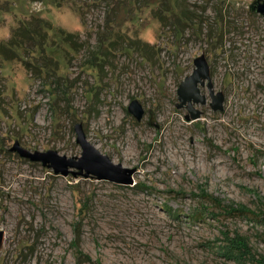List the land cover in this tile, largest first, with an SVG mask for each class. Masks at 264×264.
<instances>
[{"label": "rangeland", "instance_id": "1", "mask_svg": "<svg viewBox=\"0 0 264 264\" xmlns=\"http://www.w3.org/2000/svg\"><path fill=\"white\" fill-rule=\"evenodd\" d=\"M252 1L0 0V45L22 33L0 48V264H264ZM190 76L204 103L179 100ZM76 126L131 182L56 174L15 148L78 158Z\"/></svg>", "mask_w": 264, "mask_h": 264}, {"label": "water", "instance_id": "2", "mask_svg": "<svg viewBox=\"0 0 264 264\" xmlns=\"http://www.w3.org/2000/svg\"><path fill=\"white\" fill-rule=\"evenodd\" d=\"M249 9L251 11H258L264 16V0H253ZM198 78L186 77L178 88L179 100L184 103L186 100L205 102V96L200 95L199 88L197 87ZM211 107L213 109L221 108L223 98L220 95L214 94L210 90ZM129 113L133 114L140 120L144 115V109L142 108L139 100L134 99L127 107ZM77 132L76 141L81 148V154L78 158H67L66 156L59 155L56 151L46 152H30L29 150L19 148L15 145V148L19 151L22 157L29 158L32 161H39L42 164H49L54 173H60L61 175H67L69 171L75 169L79 170V174L84 177L94 176L99 180H108L117 183H129L131 182L130 175L133 173V169L125 168L121 164L113 163L106 155L100 153V151L90 144L81 128L76 126ZM3 232L0 231V244L2 242Z\"/></svg>", "mask_w": 264, "mask_h": 264}, {"label": "trees", "instance_id": "3", "mask_svg": "<svg viewBox=\"0 0 264 264\" xmlns=\"http://www.w3.org/2000/svg\"><path fill=\"white\" fill-rule=\"evenodd\" d=\"M19 31H21V29H19L18 32H17L15 35H12L11 38L9 39V41H8L7 43H2V44L0 45L1 51H2V50H10V51L13 52L14 49H12L11 46H13L14 44H16V42H17V41H15L16 38H19V35H22V33L19 32ZM71 36H72L71 33H66V34L64 35V37H68L67 40H71V39H70ZM13 41H14V42H13ZM99 42L101 43L102 41L100 40ZM9 45H10V46H9ZM1 51H0V52H1ZM77 264H81V263L78 262Z\"/></svg>", "mask_w": 264, "mask_h": 264}]
</instances>
